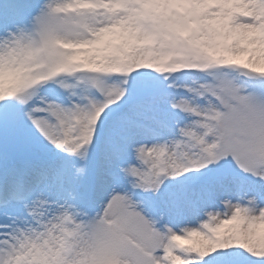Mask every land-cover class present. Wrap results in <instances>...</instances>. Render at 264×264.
Returning a JSON list of instances; mask_svg holds the SVG:
<instances>
[{
  "label": "snow or ice",
  "instance_id": "1",
  "mask_svg": "<svg viewBox=\"0 0 264 264\" xmlns=\"http://www.w3.org/2000/svg\"><path fill=\"white\" fill-rule=\"evenodd\" d=\"M0 264H264V0H0Z\"/></svg>",
  "mask_w": 264,
  "mask_h": 264
}]
</instances>
